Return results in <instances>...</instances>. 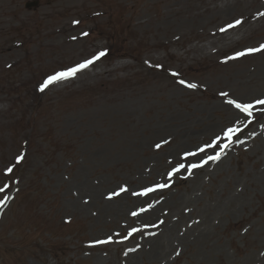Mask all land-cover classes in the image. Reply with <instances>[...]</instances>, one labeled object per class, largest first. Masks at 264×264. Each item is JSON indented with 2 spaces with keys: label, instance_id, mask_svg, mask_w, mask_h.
I'll return each instance as SVG.
<instances>
[{
  "label": "rangeland",
  "instance_id": "1",
  "mask_svg": "<svg viewBox=\"0 0 264 264\" xmlns=\"http://www.w3.org/2000/svg\"><path fill=\"white\" fill-rule=\"evenodd\" d=\"M28 1L0 0V264H264V109L226 102L264 99V50L229 59L264 0Z\"/></svg>",
  "mask_w": 264,
  "mask_h": 264
},
{
  "label": "snow or ice",
  "instance_id": "2",
  "mask_svg": "<svg viewBox=\"0 0 264 264\" xmlns=\"http://www.w3.org/2000/svg\"><path fill=\"white\" fill-rule=\"evenodd\" d=\"M260 15H264V13H260ZM242 23L241 20H236L234 21L232 24H228L226 27L224 28H221L220 31L221 32H225L227 31L228 29H231V28H234L238 25H240ZM261 50H264V44L260 45L259 48H253V49H247L246 51L244 52H237L235 53L234 56L232 57H229V59H236V58H239L241 56H244L246 54H249V53H253V52H258V51H261ZM105 55V53L103 51L97 53L95 56H93L91 59L89 60H86L74 67H71V68H68L64 71H60V72H57L55 73L54 75H51V76H48L44 82L39 86V90L40 91H44L45 89H47L50 85L56 83V82H59V81H62V80H65V79H68L70 77H73L75 76L78 72H80L81 70L83 69H86L89 65L93 64L94 61L96 60H99L101 57H103ZM175 75V74H174ZM179 83L185 85L186 87L188 88H196L197 85L196 84H190V83H186L185 81L181 80L179 81ZM222 96H225L227 97L228 96V93H221ZM226 102L229 104V105H232L234 108H236L239 112L245 114L246 116H252V109L259 105L262 107V109H264V99H257L254 103H240V102H237L236 100H232V99H228L226 100ZM240 131L239 128L233 126V127H229L227 128L224 133H223V137H217L216 139H214L212 141L211 144H207L205 145L204 147H201L198 149V152H205L207 148H212V149H215L217 146H219L221 148V151L224 149V148H227L229 146V144L232 142V138L233 136L238 133ZM221 139H225L229 142V144H220L219 141ZM237 139H238V136H237ZM157 147L159 148L160 145H157ZM189 155H197L196 152H192V153H185V156H189ZM221 157V152H217L215 155H209L207 157L206 160H203L201 162V164H191L189 165V170L192 169V168H196V167H200L202 166L203 164L207 163L209 160L211 161H217L219 160ZM21 160V157H17V163H19ZM185 165L184 164H180L178 165L176 168H174L172 170V172H169L168 173V176L169 178L172 177V175L175 173V172H178L180 169L184 168ZM13 171L12 168H8L7 169V172L8 173H11ZM165 187H168L167 184H160V185H157L155 188H145L143 191L139 192V193H133L134 195H140V196H146L148 195L150 192H153L155 191L157 188H165ZM8 188V185L5 184L3 187H0V192H4L5 189ZM121 192L123 191H126V189L124 188H121L120 190ZM113 195H118V193H114ZM8 197L5 196L3 200H0V205L4 204L6 201H7ZM151 207V205L149 206ZM141 212L145 211V209H140ZM139 213L138 212H133L132 215L133 216H137ZM137 229L133 228L129 233L128 235L131 236L134 232H136ZM125 239H127V237H125ZM111 242V237L108 238V240H104V241H96L95 243H98V244H101V243H109Z\"/></svg>",
  "mask_w": 264,
  "mask_h": 264
},
{
  "label": "bare ground",
  "instance_id": "3",
  "mask_svg": "<svg viewBox=\"0 0 264 264\" xmlns=\"http://www.w3.org/2000/svg\"><path fill=\"white\" fill-rule=\"evenodd\" d=\"M240 102H241V101H240ZM225 108H226V109L228 110V112L231 113V114H233V113H234V114L237 113V111L234 110V109H232V108H230V107L228 106V104H227V105L225 104ZM229 108H230V109H229ZM262 262H263V261H262Z\"/></svg>",
  "mask_w": 264,
  "mask_h": 264
},
{
  "label": "water",
  "instance_id": "4",
  "mask_svg": "<svg viewBox=\"0 0 264 264\" xmlns=\"http://www.w3.org/2000/svg\"><path fill=\"white\" fill-rule=\"evenodd\" d=\"M37 1H30V2H28V3H26V6L27 7H31V6H35V5H37Z\"/></svg>",
  "mask_w": 264,
  "mask_h": 264
}]
</instances>
